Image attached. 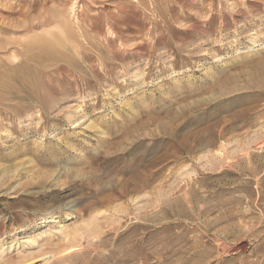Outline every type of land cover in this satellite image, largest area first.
<instances>
[{"label": "rangeland", "instance_id": "rangeland-1", "mask_svg": "<svg viewBox=\"0 0 264 264\" xmlns=\"http://www.w3.org/2000/svg\"><path fill=\"white\" fill-rule=\"evenodd\" d=\"M0 264H264V0H0Z\"/></svg>", "mask_w": 264, "mask_h": 264}]
</instances>
